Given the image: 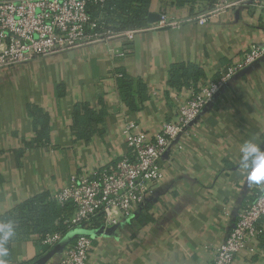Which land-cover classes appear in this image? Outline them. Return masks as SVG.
Here are the masks:
<instances>
[{
    "label": "crops",
    "instance_id": "obj_1",
    "mask_svg": "<svg viewBox=\"0 0 264 264\" xmlns=\"http://www.w3.org/2000/svg\"><path fill=\"white\" fill-rule=\"evenodd\" d=\"M208 2L152 0L150 15L187 18ZM261 40L264 9L249 5L204 25L189 21L179 30L144 29L131 45L116 39L113 43L127 52L120 60L103 42L0 72V223L35 195L46 192L51 200V193L81 168L111 165L127 154L125 122L159 131L175 116L185 83L195 79L189 76L180 85L184 68H199L207 80ZM122 72L144 84L133 96L134 108L119 94L115 74ZM33 105L43 109V120L35 117ZM86 107L95 109L91 120ZM38 135L47 141L39 142ZM246 141L264 148V58L230 80L193 132L181 136L163 159L165 179L149 212L131 220L117 213L114 228L98 225L87 264H210L239 210L260 191L261 184L251 183L238 166ZM73 215L71 205L62 208L54 224L68 223ZM82 230L87 229L68 230L66 241L55 246L18 230L3 259L6 264H58L62 250ZM252 247L255 252L246 249L234 264H264V230Z\"/></svg>",
    "mask_w": 264,
    "mask_h": 264
},
{
    "label": "built area",
    "instance_id": "obj_2",
    "mask_svg": "<svg viewBox=\"0 0 264 264\" xmlns=\"http://www.w3.org/2000/svg\"><path fill=\"white\" fill-rule=\"evenodd\" d=\"M106 0H0V72L54 54L84 49L105 43L115 60L123 59L125 46L113 43L125 40L131 45L144 29L179 30L184 23L195 21L204 25L212 18L253 5L264 9V0H213L210 6L179 18L160 12L159 20L146 26L113 30L90 14V4L103 5ZM264 58V40L251 43L238 59L214 77L196 86L185 87L183 101L175 116L150 133L136 122H125L123 134L128 153L114 164L81 168L71 175L69 183L50 195L52 201L70 204L74 215L69 230L81 226L89 233L78 235L62 250L58 264H87L97 237L96 229L103 224L114 228L117 213L126 220L138 219L149 212L157 185L165 179L163 159L171 155L181 136H188L211 107L226 84L243 75L253 64ZM117 78L122 73L115 74ZM264 230V184L257 197L238 212L225 240L214 250L210 264H234L246 249L255 252L252 244ZM94 231V233H93ZM60 231L42 237L46 245L55 246L64 239Z\"/></svg>",
    "mask_w": 264,
    "mask_h": 264
},
{
    "label": "trees",
    "instance_id": "obj_3",
    "mask_svg": "<svg viewBox=\"0 0 264 264\" xmlns=\"http://www.w3.org/2000/svg\"><path fill=\"white\" fill-rule=\"evenodd\" d=\"M209 1L210 2L206 4L207 6H210L213 2V0ZM151 7L152 0H106L103 5L90 4L89 11L93 18H99L100 21L105 22L109 28L113 30H125L146 26L149 22L148 19ZM184 69V74L182 73L177 79L180 85H182L186 80L185 78H189V76H193L195 79L191 81L188 80V82L185 83V87L191 85L196 86L206 81V76L202 78L203 72L199 68L192 67V69ZM117 87L124 104L130 108H134L133 104L135 103L133 96L137 93H142L144 84L141 79L130 78L126 73L122 72V76L118 78ZM31 110L36 118L44 119L42 108L33 105ZM84 110H86L85 117L91 120L95 113V109L86 107ZM39 136L40 135H38V137ZM41 138L42 137L38 138L39 142L45 143L47 141ZM47 197L48 194L45 192L23 201L16 206L12 212L3 215L1 217V223L12 219L16 224V232L19 230L22 234L36 233L39 234L41 238L46 233L54 231H60L66 234L69 230L70 221L67 223L61 219L60 224L55 225L54 219L58 217L60 209L68 207L70 204L61 205L56 201L48 200ZM10 243L11 240L7 244L9 250Z\"/></svg>",
    "mask_w": 264,
    "mask_h": 264
},
{
    "label": "clouds",
    "instance_id": "obj_4",
    "mask_svg": "<svg viewBox=\"0 0 264 264\" xmlns=\"http://www.w3.org/2000/svg\"><path fill=\"white\" fill-rule=\"evenodd\" d=\"M240 167L248 174V180L255 184H264V148L252 141H246L241 148ZM16 235L15 221L9 219L0 223V264H6L3 259L9 255L8 242Z\"/></svg>",
    "mask_w": 264,
    "mask_h": 264
},
{
    "label": "water",
    "instance_id": "obj_5",
    "mask_svg": "<svg viewBox=\"0 0 264 264\" xmlns=\"http://www.w3.org/2000/svg\"><path fill=\"white\" fill-rule=\"evenodd\" d=\"M159 20V14H151L150 16H149V19H148V21L150 22V23H154V22H156V21H158ZM82 233H89L88 231H84V230H82V231H79V232H77L76 233V237L78 236V235H80V234H82ZM68 237H69V235H68ZM75 237V238H76ZM65 239V238H64ZM65 241H66V239H65Z\"/></svg>",
    "mask_w": 264,
    "mask_h": 264
}]
</instances>
